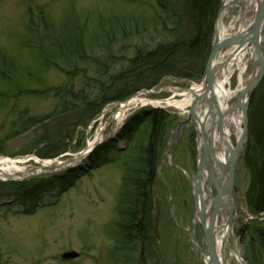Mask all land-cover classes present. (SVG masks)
Wrapping results in <instances>:
<instances>
[{
    "label": "rangeland",
    "instance_id": "obj_1",
    "mask_svg": "<svg viewBox=\"0 0 264 264\" xmlns=\"http://www.w3.org/2000/svg\"><path fill=\"white\" fill-rule=\"evenodd\" d=\"M150 2L0 0V158L22 160L19 165L27 173H16L3 180L5 176H1L0 172V195H3L0 198V264H210L207 262L210 253L205 234V223L210 217L204 219L199 215L201 209H197L195 195V179L201 172L199 164L203 156L202 138L197 124L190 120L191 105L177 107L168 104L167 100L185 99L175 90H189L203 83L207 77L215 37L220 34L216 27L218 16L225 0H209L207 24L204 27L207 35L204 38L190 19L182 20L180 24L183 33L189 30L191 38L196 36L197 52L192 54L191 60L200 62L203 53L205 59L201 73H196L198 75L194 77L183 72L167 75L164 71L154 86L149 82L155 78L154 73L159 72L161 66H156L152 60L141 61L151 57L146 53L157 51L161 42L166 43V37L170 36L165 34L166 37L158 42L159 36L156 35L162 30L138 26L139 18H148L142 8L147 12L157 11V4L154 6ZM186 2L177 0V14H182ZM244 7L243 3L232 5L224 25H234L227 32L232 34L237 31L246 9ZM192 9L196 7L189 5L188 17ZM160 14L163 19L161 26L168 27L165 30L167 33L173 26L164 19L163 13ZM112 18V25L126 24L132 18L136 20L130 32L127 29V33L124 31L125 34H120L117 25L110 33L107 44L91 48L98 40L96 38L103 36L106 21ZM210 23L211 32L207 28ZM89 34L95 40H91ZM146 38L157 47L150 49L148 44L144 46L141 43L142 47L136 44ZM72 42L75 45V49L71 48L72 60L67 61L65 53L59 56L56 55L57 50L53 51L59 47V43H63L64 48H70ZM260 47L264 57L263 41ZM60 51L63 52V49ZM159 54L165 58L170 53L164 49ZM132 58L135 63L144 64L139 68L144 72L137 78L138 88L132 85L126 87L127 75L136 72L138 67L129 61ZM175 61V68L186 64L184 58L175 57ZM252 66V60L248 61L241 77L244 85L249 81L247 78L253 70ZM119 73L120 76H114ZM230 80L229 87L235 90L239 84L237 71ZM134 81L135 77L131 82ZM263 88L264 77L253 89L246 107L249 142L246 159H240L237 163L232 174L234 188L225 192L233 207L232 216L234 213L237 222L230 212L228 215L224 210H219L217 213L220 215L214 216L218 226L228 224L232 230L219 255L223 259L222 264H239L238 254L245 264H264L263 242L255 237L256 230L264 229V213L262 219L250 218L249 211L253 210L247 195L250 194L248 191L253 179V167L250 171L247 162L248 154L251 152L250 157L255 161V156L264 157ZM258 96H261L260 104L253 121H256L255 132L261 130L262 133L256 140L257 151L253 145L251 148L249 146L252 134L250 110H256ZM237 97L238 94L231 97L228 106L235 104ZM132 98L138 102L129 104L118 131L110 134V129L116 125L114 117L119 103ZM146 98L161 102L144 105L142 100ZM74 101L78 104L72 109ZM153 107H161L166 114L158 130L157 157L152 173L154 179L148 187L150 192L145 193L156 204L154 212L161 210L160 214H153L154 223L159 215L156 222L159 233H155L149 253L146 252L141 258H131L130 255L129 259L132 260L127 261L125 253L117 245L115 220L117 203L122 195L123 169L131 162H125V159L110 164L102 162L120 157L122 148L127 144L126 139L121 138L124 127L135 120L137 126L141 125L142 111ZM226 124L228 127L227 115L223 122V125ZM32 126L27 133L20 134ZM101 129L104 130L105 139L97 141L88 152L89 140L93 141L100 131L102 133ZM235 139L236 134H233V143L238 140ZM83 152H86L85 156ZM74 157L80 162L69 164ZM38 158L57 159L60 163L46 166L38 162ZM210 161V158L206 161L209 171L211 167L215 168ZM206 162L203 161L202 166ZM56 177L63 178L61 183L55 180ZM224 179L227 183L226 177ZM224 187L227 184L224 183ZM217 192L211 190L210 197ZM208 206L206 211L210 213ZM245 221L250 224L248 230L251 234L246 233L243 237L241 227L237 226ZM66 253L71 258L63 259Z\"/></svg>",
    "mask_w": 264,
    "mask_h": 264
},
{
    "label": "trees",
    "instance_id": "obj_2",
    "mask_svg": "<svg viewBox=\"0 0 264 264\" xmlns=\"http://www.w3.org/2000/svg\"><path fill=\"white\" fill-rule=\"evenodd\" d=\"M186 1V0H185ZM211 1V0H210ZM217 1V0H216ZM137 2V1H136ZM140 2V1H138ZM146 2V1H145ZM156 5L157 11L154 12H147L144 8H142V11L145 12V14H148V18L145 19L139 18V23L137 22L138 26L143 27H152L153 29L162 30V32L156 36H159V40L165 36L167 41L161 42V46L157 49V51H148L146 54L148 57L147 59H143L141 62L144 63L146 61H150L152 63H155L156 66H161V70L157 73H154L155 78L149 82V84L153 85L157 82V79L159 76L165 71L166 74L174 72L177 74H191L192 76H197L199 72L202 71L203 66V60L205 57L203 56V53L199 59H201L200 62L194 63L191 58L192 54L197 52L195 41L196 36L191 38L190 31L188 30L187 33H183L182 28H180V24L182 20L190 19V22L192 21V24L196 25L197 32H200V34L203 35V38L207 35V32L204 31V27L207 24V16L209 11V0H187L186 4L183 5V11L182 14L176 13V6H177V0H151L150 4ZM173 3V4H172ZM147 4V2L145 3ZM174 5V6H173ZM189 5H193V7H196V9H192V14L190 17H188V11ZM144 7V6H143ZM121 11V10H120ZM160 13L164 14V19L168 20V23H170V26L172 29H169V31L166 33L165 30L168 28L167 26L163 27L162 25V16ZM206 16V17H205ZM125 17V16H124ZM188 17V18H187ZM131 17H128L130 19ZM136 20V18H132L129 22H126V24H123L125 22H121L122 24H116L112 25L114 18H112L110 21H106L105 25L103 27H106L103 36L97 37L98 39L91 48L98 47L99 45H105L108 42V37L111 36L110 33L114 31L115 27H118V30L120 34H125L124 31L128 29H132L133 23ZM155 20V22H154ZM102 27V28H103ZM211 23L207 28L209 29V32H211ZM206 28V29H207ZM147 30V29H146ZM124 32V33H123ZM127 33V31H126ZM92 34V32L90 33ZM89 34V35H90ZM154 34H156L154 32ZM198 34V33H197ZM80 36V35H79ZM91 40H95L94 37L92 39V35H90ZM145 38V37H144ZM83 39V38H82ZM67 41V40H66ZM144 46H147L151 48H156L157 45L154 44L151 40L148 38L144 39L143 41L136 43L140 44V47H142V44ZM68 44V42H67ZM187 47L185 48V46ZM57 47V46H56ZM63 43H59V47L54 48L53 51L57 50V54L59 55L61 53H65L66 60H72L73 54L71 52V48L75 49V45L72 42V45L70 48H64ZM53 48V47H52ZM63 49V52L60 51ZM147 50V48H145ZM164 49H166L168 54L167 57L161 58V55H157V53H163ZM70 50V51H69ZM69 51V52H67ZM163 51V52H162ZM205 51V50H204ZM203 51V52H204ZM140 54V53H139ZM179 55V57L177 56ZM175 57L178 59L184 58L186 59L185 66H181L180 68H175ZM169 58V59H168ZM188 58V59H187ZM129 61H132L134 65H138L136 68V72L129 73L126 77L127 83L126 87L132 85L135 88L140 87L137 81V78L141 76V74L144 72H141L139 70L140 67H143L144 64L141 62L135 63V59L132 58ZM164 61V62H163ZM162 62V63H161ZM198 63V64H197ZM132 64V65H133ZM128 66V65H127ZM131 66V65H130ZM174 66V67H173ZM126 68V66H123ZM200 67V70L199 68ZM168 70V71H167ZM196 70V72H194ZM198 73V74H196ZM119 73L114 75L115 77L120 76ZM128 77L130 78V81L128 80ZM135 77V81H132V78ZM154 77V76H153ZM263 87V86H262ZM261 87V88H262ZM264 90V88H263ZM127 92V91H125ZM119 93H114V95H118ZM121 94V93H120ZM119 94V95H120ZM261 97V96H260ZM258 96V99L260 98ZM111 98V97H110ZM256 97V100H258ZM257 108L256 110L252 109L251 116H252V128H251V140H250V146L252 145L257 149V138L259 135H261L262 131L258 130V132H255V122L253 121L254 115L256 116L257 109L260 104V99L256 102ZM78 103L73 104L72 109L76 108V105ZM166 116L165 111L162 109H152L149 111L142 112V115H140L141 118V125L137 124L135 125L134 122L128 126V128L125 131V135L130 141V145L125 148L124 157L125 162H128L130 160L131 164H127L124 167V175H123V182H122V195L120 197V200L117 203L116 207V220L115 225L118 228V235L117 237V245L120 247L121 251H123L126 255L127 261H131V258L135 257H143V254L146 252L151 251V242L155 238V232H154V222H153V214L155 213V202L153 201V198L150 197V195H147L145 193H149L150 190H148L151 186V183L153 182V170L154 166L156 164V157H157V144L158 142V130L161 126V120L164 119ZM161 122V123H160ZM261 125V124H260ZM135 126V131L134 127ZM263 125H261L262 128ZM264 140V139H263ZM250 149L248 150L249 153ZM258 151V149H257ZM262 154V152H260ZM252 153L250 152L248 154V160L250 171L251 167H253L252 170V185L250 187V194L248 195V201L249 205H251L252 210L255 212H262L264 211V157L261 155L259 158L256 157V161L250 157ZM252 165V166H251ZM128 166V167H127ZM252 191V192H251ZM255 236L260 238V242H263L262 247L264 248V231H259L255 233Z\"/></svg>",
    "mask_w": 264,
    "mask_h": 264
},
{
    "label": "bare ground",
    "instance_id": "obj_3",
    "mask_svg": "<svg viewBox=\"0 0 264 264\" xmlns=\"http://www.w3.org/2000/svg\"><path fill=\"white\" fill-rule=\"evenodd\" d=\"M242 1H246L247 6L245 12L242 14L243 19L241 20L237 31L231 34L227 31L229 29L232 30V26L234 24L231 23L229 26H226L224 25V19L230 15L229 11L231 9V4H238V0H225L227 8H225L224 11L221 13L220 20L218 21V29H220V34L219 37H215V43L212 49L214 50V57L210 63L208 76L206 75L207 77L204 79L203 83L194 85L189 90L176 89L175 91L185 96V99L183 100H167L168 104H174L177 107L181 105H191L189 109L190 120L197 124V127L200 131V137L202 138L201 152L203 156H201L199 164L201 166V172L195 179V195L197 198V209H201L199 215H201L204 219L208 216H211L213 211L209 213V211L205 212V209L207 208V205H209V210H211L212 204L215 202V200H220V206H218V208H220V210L228 212L229 215L231 202L229 197L225 195V192L227 190H230L232 187L229 186L225 188L224 183L226 182H223V178L225 171L228 172L226 179L227 181L233 180V175L232 167L230 171L229 160L227 158L230 149L228 151L226 150L225 144H223L222 140L225 139L229 141L231 145V143L234 144L232 141L233 134H236L235 140L240 137L242 133L241 130L243 127L242 120L243 116L246 113V107H244L246 99L244 101L242 100V105H244L242 106V109L240 111L236 112V114L227 113L228 127L227 124L222 127L224 131L223 135L220 133L218 134L217 124L215 130L211 128L212 122H219L218 120L220 114L226 115L228 100L231 97L235 96V94H239V92L244 89L243 87H245V85L243 84L241 77L245 73L247 62L250 60H254V58L258 60L255 55L256 48L259 47L261 41H264V9L261 12V5H259L262 0H241V2ZM259 22L261 23L258 26ZM234 35H238V39L235 40L233 43H226V40H228L229 37L232 38V36ZM257 63H254V65L256 64V66L254 67V69L252 68L253 70L250 71V74L248 75L247 79L254 80L255 74L262 69V63ZM236 71L239 74V84L235 90H231L229 87V83L231 82L230 78L234 75V73H236ZM207 83H211V86H208ZM207 86L209 88L208 90H206ZM210 94L215 95V98L217 99L221 108L220 113H217L215 108L209 107L208 98ZM186 95H188V98L186 97ZM124 101L126 100L121 101L122 103L118 102V113L116 112L114 117L116 120V125L115 127L111 128L109 132L112 135L118 131V125L121 124L122 120L125 118V109H127L129 104H136L138 102L136 98H132L130 101L128 100L126 102ZM142 102L145 105V103L159 104L161 101L146 98L143 99ZM230 125L232 126V128L230 127ZM101 130L102 133L100 131L96 138L93 139V141L89 140V149L87 150L88 152L95 147L97 141L105 139L103 133L104 130ZM215 131L216 135L214 134ZM86 152H83L82 155L85 156ZM208 158H210V162H212L213 166H215L214 171H209V166H207L208 163L206 162ZM224 159L227 161L225 170L223 169ZM36 160L38 162L40 161V163L42 162L43 165L46 166L49 164L51 165L54 163H60L57 159L40 160L38 158ZM21 161L22 160L10 157H1V176L13 177L16 175V173H20L22 175L27 174L24 168L19 165V162ZM203 161L206 162L204 165L205 168L204 166H202ZM78 162H80V160L74 157V159L69 161V164L71 163V165H76ZM212 187H217L218 192L215 196L210 197ZM2 196L3 195H0V198ZM217 196L219 197L217 198ZM211 227V247L212 250H214L218 253V255H220L225 239L228 236H231L232 230L228 224L223 227L218 226L217 219L212 222ZM237 256L239 264H245L240 255L238 254ZM219 258L222 259L221 257ZM207 262H209L210 264H214V262L211 261L210 256L207 259ZM220 263H223V261H220Z\"/></svg>",
    "mask_w": 264,
    "mask_h": 264
},
{
    "label": "water",
    "instance_id": "obj_4",
    "mask_svg": "<svg viewBox=\"0 0 264 264\" xmlns=\"http://www.w3.org/2000/svg\"><path fill=\"white\" fill-rule=\"evenodd\" d=\"M259 5H261L260 8H261V12H262L263 9H264V0H262L259 3ZM221 7L223 9L224 8V4H222ZM222 9H221V11H222ZM260 23L261 22L258 23V26L260 25ZM237 37H238V35H234V36H232V38L229 37V39L226 40V43H233L235 40L238 39ZM257 47H258V45H257ZM255 55L258 58V60H256L255 58H254V60H252V62H253L252 68L254 69V67L256 66V64L254 65V63L258 62L257 64L262 63V66H261L262 69L258 73L255 74L254 80L253 79L249 80L248 83L245 85L244 89L242 90V92L240 91V94L238 95V97L236 99V103L231 105L230 107L226 108V115H227V113L228 114H236V112H238V111H240L242 109V106L244 104H245L244 107H247L248 99L250 97V94L252 93L253 89L256 88V85H258L261 82V80H263V77H264V57L261 54L260 45H259L258 48H256V54ZM213 57H214V50L212 51V55H211L210 60L208 62L207 72H206L207 76H208V71L210 69V63H211ZM207 84H208V86H211V83H207ZM208 86H207L206 90L209 89ZM212 88H213V84H212ZM208 99H209L208 100L209 106L216 108L217 113H220L221 109L219 108V103L217 102V99L215 98V95L214 94H210ZM242 100L243 101L245 100V103L243 105H242ZM245 111H246V108H245ZM226 115L220 114L219 115V120H218L219 122H217L218 124L215 121H213L214 123L212 124V129L213 130H215L216 124L218 125L217 126V130L222 135H223V132H224L222 127H223V122H224V119H225ZM246 115H247V111H246L245 115L243 116L242 122H243V127L244 128H243V130H241L242 133H241L240 137L237 140V145L235 147L230 145L231 157H230V160H229V168H230V171H231V167H232V174H233L234 168L236 166L237 159L240 156L239 152L243 153L244 157L246 155L245 154V148H246V144H247L246 141L248 139V132H247V123H248V121H246ZM225 168H226V164L223 163V169H225ZM211 171H214V169H211ZM226 173H228V172H226ZM226 184H227V187H229V186L232 187V182L231 181H227ZM217 190H218V188H217ZM218 197L219 196H217V198ZM218 206H220V200H215V202L212 204V209L210 210V211H213V212H212V214H211V216H210V218L208 220V223H207V221L205 223V225H206V230H205L206 233L205 234L207 236V241H208V246H209V253H210L209 256H210L211 261L214 262V264H222V263H220V261L222 259L219 258L218 253L215 252L214 250H212V247H211V240H212L211 239L212 238V236H211V230H212L211 225H212V222L214 221L215 214H220V213H217L220 210V208H218ZM232 208L233 207L230 206V214H231V216H232V210H233ZM156 222H158V221L156 220ZM230 223H231V217H230ZM155 229H156V233H157L158 232L157 223L155 224ZM70 256H71L70 254L66 253L64 257H70Z\"/></svg>",
    "mask_w": 264,
    "mask_h": 264
},
{
    "label": "flooded vegetation",
    "instance_id": "obj_5",
    "mask_svg": "<svg viewBox=\"0 0 264 264\" xmlns=\"http://www.w3.org/2000/svg\"><path fill=\"white\" fill-rule=\"evenodd\" d=\"M232 185H233V184H232ZM233 186H234V185H233ZM233 188H234V187H232V189H233ZM232 189H231V190H232ZM212 191H214V188L212 189ZM215 191H216V190H215ZM196 202H197V201H196ZM160 213H161V210L158 211V212H156V214H160ZM235 216H236V215H235ZM232 217H234V215H233ZM234 219H236V222H237V217H236V218L234 217ZM239 223H240V221H239ZM249 225H250L249 222H243L242 225H238V226H237V227H239V228L241 227V228H240V234H241L243 237H245V234H246V233H249V235L251 234V233H250V230H248V229H249ZM248 231H249V232H248ZM252 233H253V232H252ZM241 235H240V236H241Z\"/></svg>",
    "mask_w": 264,
    "mask_h": 264
}]
</instances>
